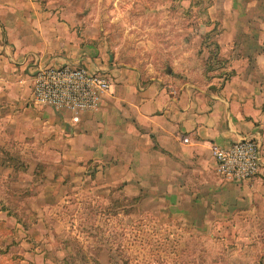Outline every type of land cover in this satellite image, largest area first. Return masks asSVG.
<instances>
[{
	"label": "rangeland",
	"instance_id": "374dc122",
	"mask_svg": "<svg viewBox=\"0 0 264 264\" xmlns=\"http://www.w3.org/2000/svg\"><path fill=\"white\" fill-rule=\"evenodd\" d=\"M214 1L39 0L74 19L87 44L101 46L114 63L150 72L145 82L171 75L202 89L218 88L229 75L216 48L222 23L210 17ZM239 4L243 55L254 54L264 46V0ZM4 117L0 264H264L258 227L218 224L213 215L201 223L195 204L181 211L164 194L107 188L65 129L32 124L17 132Z\"/></svg>",
	"mask_w": 264,
	"mask_h": 264
},
{
	"label": "crops",
	"instance_id": "0c3cea01",
	"mask_svg": "<svg viewBox=\"0 0 264 264\" xmlns=\"http://www.w3.org/2000/svg\"><path fill=\"white\" fill-rule=\"evenodd\" d=\"M239 2L211 5V19L222 23L217 44L229 75L218 88L202 89L171 75L168 82H145L150 72L114 63L61 11L42 8L39 0H0V121L11 117L17 132L32 124L65 129L72 149L82 151L107 188L124 184L164 194L175 209H202L201 223L213 215L218 224L258 227L264 238V46L243 55ZM64 65L110 79L98 109L82 112L78 121L31 101L36 72ZM241 137L259 143L261 169L251 179L228 181L216 171L210 146L228 147Z\"/></svg>",
	"mask_w": 264,
	"mask_h": 264
},
{
	"label": "built area",
	"instance_id": "2783aa9c",
	"mask_svg": "<svg viewBox=\"0 0 264 264\" xmlns=\"http://www.w3.org/2000/svg\"><path fill=\"white\" fill-rule=\"evenodd\" d=\"M110 84L105 74L82 66L42 67L33 77L31 101L37 106L66 110L73 121H78L82 112L98 109ZM210 153L216 171L228 181L251 179L261 169L259 143L252 138L241 137L228 147L212 143Z\"/></svg>",
	"mask_w": 264,
	"mask_h": 264
},
{
	"label": "trees",
	"instance_id": "16d2710c",
	"mask_svg": "<svg viewBox=\"0 0 264 264\" xmlns=\"http://www.w3.org/2000/svg\"><path fill=\"white\" fill-rule=\"evenodd\" d=\"M219 46H218V44H217V46H216V48H218Z\"/></svg>",
	"mask_w": 264,
	"mask_h": 264
}]
</instances>
